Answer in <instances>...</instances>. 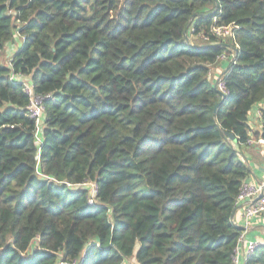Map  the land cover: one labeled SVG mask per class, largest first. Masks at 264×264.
<instances>
[{
	"label": "trees",
	"instance_id": "trees-1",
	"mask_svg": "<svg viewBox=\"0 0 264 264\" xmlns=\"http://www.w3.org/2000/svg\"><path fill=\"white\" fill-rule=\"evenodd\" d=\"M260 103L264 0H0V264H232Z\"/></svg>",
	"mask_w": 264,
	"mask_h": 264
},
{
	"label": "built area",
	"instance_id": "built-area-1",
	"mask_svg": "<svg viewBox=\"0 0 264 264\" xmlns=\"http://www.w3.org/2000/svg\"><path fill=\"white\" fill-rule=\"evenodd\" d=\"M230 27H222L214 29V34L217 37L228 36L230 33ZM236 55L233 53L230 56L222 55L219 57L218 62L220 65V71L208 74V77L212 80L213 87H215L225 97L228 96V91L224 84L223 74L227 71L230 63H235ZM10 66V60L7 64ZM11 81H15L22 85L23 92L28 96V115L37 124V130L41 126L44 118V102L50 99V95L36 94L33 89V85L29 78L23 75H14L10 77ZM259 105V104H258ZM264 115V103H260V107L257 110L256 117L262 119ZM259 146L261 153L264 156V139L260 138L257 141L251 139L247 143V147ZM252 175V171H251ZM250 175V176H251ZM90 185L91 194L88 199V204L93 205L94 197L96 193V186L93 183H87ZM236 209L241 211L243 220V229L240 236L237 239L235 253L232 258V264H239V254L243 251L244 264L249 257H251L255 251L264 246V179L257 180L248 178L244 180L240 186L239 193L235 200ZM234 225L236 224L233 220ZM257 224L262 230L263 239L257 240L248 236V231L252 229V226Z\"/></svg>",
	"mask_w": 264,
	"mask_h": 264
},
{
	"label": "crops",
	"instance_id": "crops-1",
	"mask_svg": "<svg viewBox=\"0 0 264 264\" xmlns=\"http://www.w3.org/2000/svg\"><path fill=\"white\" fill-rule=\"evenodd\" d=\"M18 47H19V44L17 45L14 51H16ZM259 107H260V104L254 106L248 115V125L250 129L253 131L259 130L262 126V119H259L256 117V113ZM249 149L253 150L252 152L254 153V156H258L261 159L259 165L257 166L255 165L254 160L252 162V159H251L252 156L250 154H246L247 159L249 160L248 165L252 171V175L250 176V178L262 180L264 179V156L261 153V148L259 146H256V147L250 146V147H247V150ZM233 220L236 223L235 225L243 229V220H242L241 211L239 209H236L234 216H233ZM248 236L250 238H255L257 240L263 239L262 230L260 226H258L257 224H254L252 226V229L248 231ZM238 260H239V264H244L243 251L240 252Z\"/></svg>",
	"mask_w": 264,
	"mask_h": 264
},
{
	"label": "rangeland",
	"instance_id": "rangeland-1",
	"mask_svg": "<svg viewBox=\"0 0 264 264\" xmlns=\"http://www.w3.org/2000/svg\"><path fill=\"white\" fill-rule=\"evenodd\" d=\"M16 40H17V43L14 42L13 45L9 44L7 46V49H6L5 53L2 56V61H4L5 65L8 64L9 60L11 59V57H12V55L14 53V50L16 49L17 45L20 43L19 38H16ZM220 69H221L220 65H218V66L214 67L210 71V73H214V72L220 71ZM124 264H135V261L134 260L126 261V262H124Z\"/></svg>",
	"mask_w": 264,
	"mask_h": 264
},
{
	"label": "water",
	"instance_id": "water-1",
	"mask_svg": "<svg viewBox=\"0 0 264 264\" xmlns=\"http://www.w3.org/2000/svg\"><path fill=\"white\" fill-rule=\"evenodd\" d=\"M215 88V87H214ZM218 94L220 95V102L216 105V107H215V110H214V115H215V111H216V109L220 106V105H222L223 103H224V101H225V99H226V97L223 95V94H221L220 92H218ZM226 136H227V138L230 140V141H232V142H235L236 141V139H235V137H234V135H232V134H230V133H226Z\"/></svg>",
	"mask_w": 264,
	"mask_h": 264
}]
</instances>
